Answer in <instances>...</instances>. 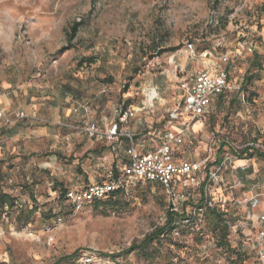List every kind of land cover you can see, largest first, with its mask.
<instances>
[{
	"label": "rangeland",
	"instance_id": "rangeland-1",
	"mask_svg": "<svg viewBox=\"0 0 264 264\" xmlns=\"http://www.w3.org/2000/svg\"><path fill=\"white\" fill-rule=\"evenodd\" d=\"M213 15L217 22L209 21ZM74 22L78 30L69 40ZM186 41L207 56L192 59ZM222 53L229 55V87L200 117L202 130L173 152L201 161L208 150L200 181L221 157L206 195L226 209L228 242L246 251L242 264H257L252 245L257 216L264 213V0H0V107L12 117L16 111L27 115L0 120V189L16 198L15 207L36 205L26 223L27 213L17 222L18 210L4 208L0 264H53L76 249L75 264H83L85 254L92 256L89 264H114L110 253H121L119 264H239L227 259L217 232L194 208L201 194L196 185L184 207L189 218L150 244L152 261L139 250L122 252L165 223L167 195L160 185L132 182L112 208L91 201L75 209L60 194L103 178L126 158L124 144L66 125L94 122L104 130L113 105L123 102L143 106V126L134 119L123 125L130 133L163 127L179 98L178 79L205 65L215 68ZM254 53L260 66L250 65ZM152 87L158 98L149 110L144 93ZM212 132L239 146H259L250 148V157L238 158L240 150L227 146L216 152L207 146Z\"/></svg>",
	"mask_w": 264,
	"mask_h": 264
},
{
	"label": "built area",
	"instance_id": "built-area-1",
	"mask_svg": "<svg viewBox=\"0 0 264 264\" xmlns=\"http://www.w3.org/2000/svg\"><path fill=\"white\" fill-rule=\"evenodd\" d=\"M210 22H217L213 16ZM246 40H242L239 46L244 49ZM185 47L189 51L192 59L206 57L208 52L196 53L190 41L185 42ZM252 51V47L248 46ZM240 53V51H238ZM219 64L215 68L205 65L194 74H185L178 79V89L180 98L175 105L167 111L168 118L165 122V128L160 138V142L152 149L144 151V146L137 147L133 142V133H130L123 125L129 119L136 115V110L126 106L123 102L116 103L112 108V119L106 129L101 130L94 123L86 122L83 126L66 125L74 129H79L87 133L96 140H107L125 136L129 140V146L126 150L129 162L123 167V171L118 176H112V171L108 170L109 178L103 182L93 183L86 186L71 188L66 191V201L73 208L79 209L84 203L97 199H105L118 190L126 191L128 184L135 181H149L160 183L167 195L168 207L171 211H180L183 200L193 195V185H198L200 177L198 173L201 170L202 162L208 160V150L204 158L200 161L191 160L187 156L175 158L173 155L174 146L182 142L183 139L192 134V124L200 121V117L208 110L213 97L217 96L229 87L227 63L229 61L228 53H222L218 57ZM124 85H122L123 87ZM0 107V120L3 124L10 123L13 119H22L27 115L23 111H16L13 115ZM176 121H181V127L178 130L170 129L168 126ZM203 125V122H200ZM215 143L224 144L230 150H241L245 147L259 146L256 143L249 142L239 146L230 137L223 133L212 132L207 137V146L211 148ZM229 156L224 157L229 160ZM219 165L209 169L205 177L214 179L221 168ZM178 184L184 189L178 190ZM256 201L252 203L254 206ZM206 206L212 207L213 203L206 200ZM258 229L254 240V252L258 264H264V213L257 216ZM83 264H89L92 256L85 254L82 257Z\"/></svg>",
	"mask_w": 264,
	"mask_h": 264
},
{
	"label": "trees",
	"instance_id": "trees-1",
	"mask_svg": "<svg viewBox=\"0 0 264 264\" xmlns=\"http://www.w3.org/2000/svg\"><path fill=\"white\" fill-rule=\"evenodd\" d=\"M78 26H79V23H77V22H74L71 24L69 31H68V39L69 40H71L75 36V34L78 30ZM65 49H67V47H62L61 50L64 51ZM257 59H258V55H256L254 53L250 65L257 64L258 66H260ZM227 72H228V83H229L228 66H227ZM248 77L249 76H246V75L243 77V80H245L244 82L247 81ZM226 90H227V88L223 92L218 94L217 96L213 97L210 104L208 105V110L205 113H203L201 115V117L205 116L206 114L209 115L211 108H212V105L214 103H218L220 101V99L223 98ZM167 118H168V113H166V118L165 119L163 118V120H162L163 121V127L156 128V129L150 127L148 130L145 129V132L141 131V133L138 135L133 134V142L137 143L136 140H138V139L140 141H144L145 142V143H143L144 147H145L144 151L152 150L160 142L161 135H162L163 130L165 128L164 123L166 122ZM109 142H112L113 144L115 143L116 145L124 144V152H125L126 158L124 159L123 166L119 167L117 165H114L108 169V170L112 171V176H118L123 171V167L125 165H127L129 162V158H128V155L126 152L128 146H129V140L125 136H118L117 138L112 139ZM213 146L216 147L215 148L216 152L223 151L224 144L215 143ZM250 148H254V147H252V146L245 147V148L241 149L238 152V154H236V156H239L238 158H241L242 153H245V154L249 155V157H250L252 155V153L249 152ZM253 152L256 153L257 151L254 149ZM173 155L175 158H180L177 155H175L174 152H173ZM220 161H221V157H219L218 159L213 161L212 164H214L215 162H220ZM205 166L207 168H209L207 165H205ZM108 178H109V176L107 175V172H106V174L103 178L95 179L92 181H86L85 183H82V184L77 185V186L72 187V188H77L80 186H86V185L93 184V183L103 182V181L107 180ZM211 181L212 180H210L208 177H205L203 181H200L198 183V185H196V187H198L200 189L201 194H200L199 200L197 201V203H194L193 206L196 209V211L202 212V215L207 220H209V222L211 223L213 230H215L217 232V236H218V238H217L218 243L217 244L227 252V259L233 263L242 264L243 261L246 259V251L243 249H239V248L238 249L233 248V247H231V245L228 242V237H227V235H228V224L225 221V216H226V212H227L226 209H224L223 206L222 207H220V206L216 207L215 203H213L212 207L206 206V200H209V199L206 195L205 188H206V184L210 183ZM135 182H140V181H135ZM147 182H149V181H147ZM153 183L160 185L164 189V187L160 183H158V182H153ZM69 189H71V188H64V189H62L63 191L60 192L61 197H63V200H65V201H66V191ZM123 193H124L123 190H118L116 193H114L113 195H111L105 199H97V200H94L93 202L97 203V204H102L104 206H109L112 208V207L117 206L121 202V198H122ZM164 193H165V190H164ZM192 196L193 195H191L189 197H192ZM189 197L187 199L183 200V202L181 204L180 211H177V212L171 211L169 209L168 203H167L165 223L163 225L156 226L150 232L145 234L144 237L138 243H132L129 247L124 249L122 253H127V252H130L133 250H137V251L139 250V251H141V253L144 256L149 257V258L151 256V261H152L154 255H153V251L149 250L150 244L153 241L158 242L161 235H163L164 233L169 232L173 228H175L179 220L189 218V216L184 213V207L188 204V202H190ZM66 202L70 207H72V205L68 201H66ZM16 204L17 203H16L15 197H13L9 193L0 189V215L3 212L4 208H7V209L16 208L18 210L17 211L18 213L16 215L17 222H20V216L25 212L28 214L26 217H24V223H26L28 220H30L31 214L34 211H36V205L34 204L30 209L27 210V209L23 208V206L15 207ZM253 247H254V242L252 245V251L254 252ZM79 252H80V249H76L70 254H66V255H63V256L57 258L53 262V264H60L63 261H69L71 264H75V260L80 255ZM120 254L121 253H110V254H108V256L114 261V264H119L116 261V257ZM254 255H255V252H254ZM233 256H234V258H232ZM256 262L258 264L257 259H256Z\"/></svg>",
	"mask_w": 264,
	"mask_h": 264
},
{
	"label": "crops",
	"instance_id": "crops-1",
	"mask_svg": "<svg viewBox=\"0 0 264 264\" xmlns=\"http://www.w3.org/2000/svg\"><path fill=\"white\" fill-rule=\"evenodd\" d=\"M198 70H196V71H194V72H192V73H188V74H194V73H196ZM177 88H178V86H177ZM179 90V89H178ZM157 90H156V88L155 87H152L151 89H149L146 93H144L145 94V97H147L148 98V105H145V106H148V109L150 110L153 106H154V103L153 102H155V100H157ZM179 98H180V90H179ZM179 98H178V100H179ZM3 100V99H2ZM177 100V101H178ZM176 101V102H177ZM130 107V106H129ZM132 108H134V107H132ZM135 110H136V115L132 118V119H134L135 121H136V125L137 126H142L143 124H144V121H142V119H141V115H139L140 114V112H141V110L143 109V106H141V107H136V108H134ZM164 126H165V123H164ZM201 123H200V121H199V123L197 124V125H194V124H192V134L193 133H199L202 129H201ZM170 129H174V130H178L180 127H181V121H176L175 123H173L172 125H170V126H168ZM141 133V130L139 129L138 130V132H135L134 134H140ZM136 142L137 143H135L136 144V146L137 147H141V146H144V144L143 143H145L144 141H140L139 139L138 140H136ZM145 148V147H144Z\"/></svg>",
	"mask_w": 264,
	"mask_h": 264
}]
</instances>
